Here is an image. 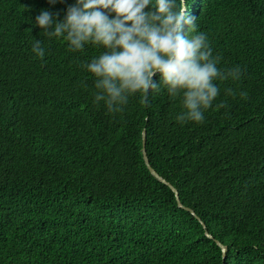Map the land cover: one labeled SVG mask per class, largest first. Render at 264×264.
Here are the masks:
<instances>
[{
	"label": "trees",
	"instance_id": "obj_1",
	"mask_svg": "<svg viewBox=\"0 0 264 264\" xmlns=\"http://www.w3.org/2000/svg\"><path fill=\"white\" fill-rule=\"evenodd\" d=\"M74 3L0 0V264H264V0H187L189 37L242 71L214 81L201 123L177 122L182 96L162 82L118 113L94 102L86 65L106 50L35 26ZM143 129L150 165L199 219L148 170Z\"/></svg>",
	"mask_w": 264,
	"mask_h": 264
},
{
	"label": "clouds",
	"instance_id": "obj_2",
	"mask_svg": "<svg viewBox=\"0 0 264 264\" xmlns=\"http://www.w3.org/2000/svg\"><path fill=\"white\" fill-rule=\"evenodd\" d=\"M57 15L41 10L35 26L49 39L63 36L72 51L88 43L106 50L86 68L97 78L94 102L103 101L109 113L121 112L137 93L147 102L149 91H160L162 82L172 98L182 96L184 111L177 122L201 123L219 94L214 81H236L242 75L239 66L218 69L220 57L212 55L204 33L189 37L197 26L187 14V0H75L62 20ZM41 44L35 40L32 47L38 57L45 55Z\"/></svg>",
	"mask_w": 264,
	"mask_h": 264
},
{
	"label": "water",
	"instance_id": "obj_3",
	"mask_svg": "<svg viewBox=\"0 0 264 264\" xmlns=\"http://www.w3.org/2000/svg\"><path fill=\"white\" fill-rule=\"evenodd\" d=\"M146 131L145 129H143L142 131V154H143V159H144V162L148 168V170L151 172V174L153 176H155L158 180H160L161 182H163L164 184H166L175 194V197H176V202H177V205L179 207H182L184 208L185 210L189 211L190 213H192L193 215H195L196 218L199 219V217L195 214V212L193 211V209L187 207V206H184L181 202H180V199H179V195H178V191L177 189L171 184L169 183L168 181H166L163 177H161L156 171L154 168H152V166L150 165L149 163V160H148V157H147V154H146V149H145V139H146ZM206 235L208 237H211L208 233H206ZM216 243L220 246L221 250H222V258L224 259L225 255H226V246L224 244H222L221 242H219L218 240H215Z\"/></svg>",
	"mask_w": 264,
	"mask_h": 264
}]
</instances>
